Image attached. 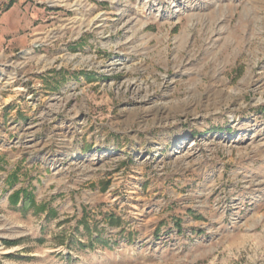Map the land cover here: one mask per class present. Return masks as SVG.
I'll return each instance as SVG.
<instances>
[{"label":"rangeland","instance_id":"374dc122","mask_svg":"<svg viewBox=\"0 0 264 264\" xmlns=\"http://www.w3.org/2000/svg\"><path fill=\"white\" fill-rule=\"evenodd\" d=\"M0 264H264V0H0Z\"/></svg>","mask_w":264,"mask_h":264},{"label":"trees","instance_id":"16d2710c","mask_svg":"<svg viewBox=\"0 0 264 264\" xmlns=\"http://www.w3.org/2000/svg\"><path fill=\"white\" fill-rule=\"evenodd\" d=\"M14 197L17 198V192L14 193ZM28 201L31 205H33V200L30 197L28 198Z\"/></svg>","mask_w":264,"mask_h":264}]
</instances>
